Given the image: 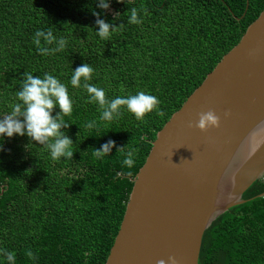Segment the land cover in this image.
I'll use <instances>...</instances> for the list:
<instances>
[{"label": "trees", "instance_id": "trees-1", "mask_svg": "<svg viewBox=\"0 0 264 264\" xmlns=\"http://www.w3.org/2000/svg\"><path fill=\"white\" fill-rule=\"evenodd\" d=\"M133 7L143 17L140 25L127 22ZM263 7L264 0H110L103 11L97 0H0V117L18 102L24 72L49 73L67 85L73 100L64 131L74 151L72 160L53 161L26 135L0 137V250L14 252L16 264H104L131 179L156 131ZM94 12L123 27L101 39ZM48 28L67 39L65 51L37 52L34 34ZM83 63L95 70L90 83L109 99L144 91L159 98L165 115L150 113L142 123L123 109L120 118L101 121L86 90L70 83ZM91 121L95 127L86 128ZM108 140L125 152L139 149L132 168L122 164L125 154L115 147L108 157L93 156ZM263 191L264 174L243 191V203L210 222L197 264H264V195L257 196ZM28 249L38 259L30 260ZM0 264H8L3 255Z\"/></svg>", "mask_w": 264, "mask_h": 264}, {"label": "water", "instance_id": "water-1", "mask_svg": "<svg viewBox=\"0 0 264 264\" xmlns=\"http://www.w3.org/2000/svg\"><path fill=\"white\" fill-rule=\"evenodd\" d=\"M208 110L219 128L188 127ZM263 174L264 7L156 131L104 264H197L203 231Z\"/></svg>", "mask_w": 264, "mask_h": 264}, {"label": "clouds", "instance_id": "clouds-1", "mask_svg": "<svg viewBox=\"0 0 264 264\" xmlns=\"http://www.w3.org/2000/svg\"><path fill=\"white\" fill-rule=\"evenodd\" d=\"M121 2V0H117ZM97 7L103 11L110 9V0H97ZM145 15L148 14L147 9H143ZM95 25L98 27L97 35L107 41L112 35L119 31L123 24L115 25L106 22L100 18L101 13L94 12ZM119 13H115L116 18ZM128 23L140 25L143 23V17L136 7L131 8L128 16ZM33 43L40 55L48 56L55 53L65 51L68 41L64 37L57 38L53 34L52 28L45 30H37L33 37ZM52 45H55L52 47ZM94 68L89 63H83L72 71L71 85L74 88H83L88 94V103L98 105L101 112L100 120L112 122L120 118L124 113L123 109H127L137 121L146 122L145 117L150 113L163 117L165 112L160 108L161 101L157 96L139 91L135 95L116 96L109 99L104 88L97 87L90 83L93 78ZM123 90V88L121 89ZM17 103L11 105V112L0 117V137L12 138L16 136H27L30 141L43 146L49 150L51 159L59 161L61 158L72 160L73 141L66 135L64 129L69 124L64 120L65 116H71L73 111V100L69 95L68 87L62 83L60 79L44 73L43 77L34 76L32 73L24 72L21 86L16 92ZM56 108L59 112L53 115ZM231 115L226 111L224 117ZM221 118L213 110L201 112L198 114V120L193 125L188 123V127H195L201 132H207L209 129L219 128ZM96 121L85 124L88 129L94 128ZM116 152H124L125 158L122 164L127 168H132L135 164V155L139 151L137 148H131L125 152V146H117L115 141L108 140L102 144L99 149H94L93 156L100 160L111 153L113 148ZM2 150V145H0ZM130 174V173H129ZM8 264H16V255L12 251L6 249L0 250ZM25 255L30 260L38 259L37 255L31 250H26ZM168 264H177L175 256H168ZM157 264H165L164 259L157 261Z\"/></svg>", "mask_w": 264, "mask_h": 264}]
</instances>
